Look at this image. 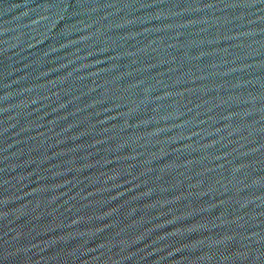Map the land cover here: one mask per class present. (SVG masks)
<instances>
[{"label": "water", "instance_id": "water-1", "mask_svg": "<svg viewBox=\"0 0 264 264\" xmlns=\"http://www.w3.org/2000/svg\"><path fill=\"white\" fill-rule=\"evenodd\" d=\"M0 264H264V0H0Z\"/></svg>", "mask_w": 264, "mask_h": 264}]
</instances>
